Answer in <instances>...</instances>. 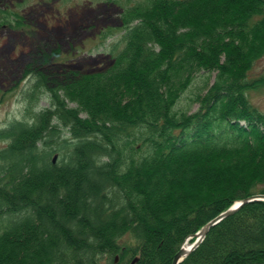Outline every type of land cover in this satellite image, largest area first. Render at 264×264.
Wrapping results in <instances>:
<instances>
[{
  "label": "trees",
  "instance_id": "16d2710c",
  "mask_svg": "<svg viewBox=\"0 0 264 264\" xmlns=\"http://www.w3.org/2000/svg\"><path fill=\"white\" fill-rule=\"evenodd\" d=\"M156 16H173L186 31L148 24L168 64L161 88L134 71L99 82L62 63L60 47L40 51L21 79L0 87V103L14 90L26 102L23 117L0 128V264H172L208 222L264 194V112L250 101L264 76L249 77L264 56V0H156L148 18ZM10 20L0 0V26ZM180 71L186 76L176 79ZM42 98L49 106L39 108ZM135 114L150 118L157 157L121 174L111 166L109 191L83 193L45 147L55 120L110 136L112 122ZM85 156L74 170L81 179ZM179 264H264V200L213 225Z\"/></svg>",
  "mask_w": 264,
  "mask_h": 264
},
{
  "label": "rangeland",
  "instance_id": "374dc122",
  "mask_svg": "<svg viewBox=\"0 0 264 264\" xmlns=\"http://www.w3.org/2000/svg\"><path fill=\"white\" fill-rule=\"evenodd\" d=\"M155 1L3 0V6L12 12L14 20L0 26V87H9L16 79H21L40 51L53 52L60 47L62 63L89 73L99 82H109L134 71L143 74L150 87L161 88L168 64L161 58L160 45L148 24L157 25L169 34L186 31L173 16L148 18ZM13 12L25 17L21 20ZM136 34L139 41L132 49L128 45L129 39ZM184 75L183 71L176 72L175 78L182 79ZM215 75L216 72L211 80ZM263 76L264 56L249 71L250 78ZM22 82L28 83L26 78ZM202 83L198 78L187 90L184 106H191L188 97L197 92ZM59 92L69 105L80 108L82 115H86L72 95L64 89ZM250 101L264 112V87L252 90ZM25 103L22 90H14L0 103V128L13 119L22 118ZM38 105L39 108L49 106V99L42 98ZM197 106L196 103L191 108L194 110ZM141 116L135 114L129 121L112 122L115 125L111 126L110 136L80 132L70 124L55 120L52 132L45 139V147L83 193L91 196L97 190L109 191L111 166L121 174L132 163L145 165L157 157L158 141L151 120ZM6 143L0 141V147ZM80 151L86 153L88 163L86 176L82 179L74 173L79 169ZM186 242L192 244L194 241L188 239Z\"/></svg>",
  "mask_w": 264,
  "mask_h": 264
},
{
  "label": "water",
  "instance_id": "95a60500",
  "mask_svg": "<svg viewBox=\"0 0 264 264\" xmlns=\"http://www.w3.org/2000/svg\"><path fill=\"white\" fill-rule=\"evenodd\" d=\"M55 160V158H54ZM253 200H264V194L263 193H259V194H255L252 195L250 197L244 198L238 202H236L235 204H233L232 206H230L227 210H225L224 212H222L221 214H219L217 217H215L214 219H212L210 222H208L198 233L199 237L195 240V242L192 243V247L191 249L185 253L184 252V248L183 246L181 247V249L176 253L173 263L172 264H179L191 251H193L196 247L199 246V244L203 241V239L205 238L206 234L208 233V231L210 230V228L217 224L218 222H220L222 219H224L225 217L232 215L233 213H235L237 210H239L245 203L253 201ZM137 258H135L136 260Z\"/></svg>",
  "mask_w": 264,
  "mask_h": 264
},
{
  "label": "bare ground",
  "instance_id": "6f19581e",
  "mask_svg": "<svg viewBox=\"0 0 264 264\" xmlns=\"http://www.w3.org/2000/svg\"><path fill=\"white\" fill-rule=\"evenodd\" d=\"M192 247V244L190 242H185L183 248H184V252L187 253Z\"/></svg>",
  "mask_w": 264,
  "mask_h": 264
}]
</instances>
